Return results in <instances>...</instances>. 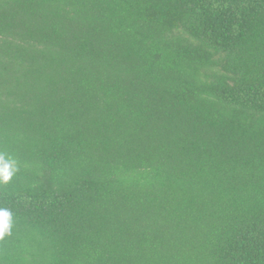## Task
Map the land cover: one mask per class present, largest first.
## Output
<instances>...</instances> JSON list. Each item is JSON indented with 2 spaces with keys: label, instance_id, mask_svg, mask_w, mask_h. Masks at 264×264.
Instances as JSON below:
<instances>
[{
  "label": "trees",
  "instance_id": "trees-1",
  "mask_svg": "<svg viewBox=\"0 0 264 264\" xmlns=\"http://www.w3.org/2000/svg\"><path fill=\"white\" fill-rule=\"evenodd\" d=\"M0 264H264V0H0Z\"/></svg>",
  "mask_w": 264,
  "mask_h": 264
},
{
  "label": "clouds",
  "instance_id": "clouds-1",
  "mask_svg": "<svg viewBox=\"0 0 264 264\" xmlns=\"http://www.w3.org/2000/svg\"><path fill=\"white\" fill-rule=\"evenodd\" d=\"M18 172L16 161L7 153L0 152V184H8ZM13 213L8 208H0V238L11 234Z\"/></svg>",
  "mask_w": 264,
  "mask_h": 264
}]
</instances>
